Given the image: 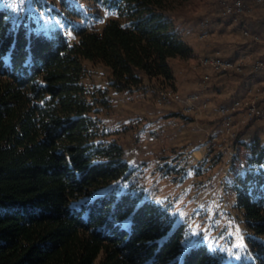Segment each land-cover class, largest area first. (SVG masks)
Masks as SVG:
<instances>
[{
	"label": "trees",
	"instance_id": "1",
	"mask_svg": "<svg viewBox=\"0 0 264 264\" xmlns=\"http://www.w3.org/2000/svg\"><path fill=\"white\" fill-rule=\"evenodd\" d=\"M54 1L55 13L83 19L70 23L72 37L61 28L29 30L0 8V264H264L258 118L242 124L232 141L230 189L251 232L252 254L237 263L223 262L205 244L188 245L169 209L130 181L125 148L99 118L110 106V88L131 91L158 81L175 89L172 60L195 57L171 17L185 0H90L100 6L94 22L74 0ZM244 2L251 8L236 21L221 9V18H204L210 33L214 21L248 30L246 39L262 47L256 53L264 60V5ZM84 59L109 69V87L84 83ZM246 78L213 72L210 86Z\"/></svg>",
	"mask_w": 264,
	"mask_h": 264
},
{
	"label": "rangeland",
	"instance_id": "2",
	"mask_svg": "<svg viewBox=\"0 0 264 264\" xmlns=\"http://www.w3.org/2000/svg\"><path fill=\"white\" fill-rule=\"evenodd\" d=\"M221 1L185 0L184 5L171 13L176 25L184 30L187 40L197 52L189 60H172L177 74L176 81L180 82L179 85L175 82V91L184 100L195 92L201 93V100H209L208 96L211 94L212 102L209 100L208 108L187 112L183 108L184 103H160L158 91L172 88L158 81H147L131 91L115 92L110 88V106L99 114V118L106 130L111 132L110 138L118 139L125 148V158L134 168L130 181L146 190L147 199L169 209L176 219V225L184 226L188 245L205 244L212 252L223 256V262L237 263L244 258H251L252 254L246 240L251 232L246 227L243 211L235 205L236 193L230 189L233 179L229 172L234 155L233 139L226 136L220 138L216 145H208L200 162L194 161L188 151V145H197L200 141L207 144V131L217 123H209V114L205 117L211 106L219 108L230 102V97L234 95L241 99L249 97L252 93L246 94L244 84L261 80L249 75L242 83L229 80L230 83L227 81L206 90L197 85L199 77L206 72L197 66L198 59L209 51L213 53L219 50L229 58L235 57L237 50V56L247 53L256 59L259 57L256 50L262 48H255L238 31H234L233 25L226 24V21H214L216 32H209L207 38H200L198 23L204 17L221 18ZM34 2L35 0H0V8L8 10L14 23H25L29 30L61 28L72 37L70 23H83V19L78 17L55 13L52 9L59 10L60 7L54 0H42L46 3L42 7ZM74 2L90 15V22H94V14L99 11L100 6L90 0ZM206 49L207 52L200 54ZM83 62L88 68L84 79L87 86L109 87L110 71L106 66L89 59H84ZM191 80H196V90L193 89ZM173 111L185 114L189 120L185 116L170 118L169 114ZM211 115L214 116L213 113ZM220 117L219 113L218 118ZM240 117L242 116L237 113L236 119ZM217 121L220 122V119ZM259 123L264 124V120L259 119ZM243 125H236L235 132ZM167 166H175L177 169L167 174Z\"/></svg>",
	"mask_w": 264,
	"mask_h": 264
},
{
	"label": "built area",
	"instance_id": "3",
	"mask_svg": "<svg viewBox=\"0 0 264 264\" xmlns=\"http://www.w3.org/2000/svg\"><path fill=\"white\" fill-rule=\"evenodd\" d=\"M257 5H264V0H252ZM221 10L223 14L232 17L236 21L237 14L250 9L251 6L244 2V0H222ZM210 21L208 18L200 20L198 23V31L200 38H207L209 33ZM241 35L244 38L250 36L246 29H242ZM256 40L259 37L255 36ZM197 66L204 69L206 72L199 77L197 85L199 88L206 90L210 87L212 79V72H219L226 75L246 74L261 78L259 82H252L244 84L246 94L252 93L249 97L235 98L234 100L222 104L219 107L221 115L220 122L214 125L207 131L208 140L207 145H216L218 140L222 137L234 139L236 136V125L244 124L252 119L258 118L264 120V60L260 58L253 59L249 54H241L236 59H227L223 57L219 50L214 51L208 55L199 57ZM249 76V77H250ZM201 93L195 92L189 95L185 100L180 93L176 92L174 88L162 89L158 91V100L163 104L170 103H184L183 108L187 112H197L209 107L208 99L201 100ZM241 113L242 117L236 119V114ZM226 140V138H224Z\"/></svg>",
	"mask_w": 264,
	"mask_h": 264
},
{
	"label": "crops",
	"instance_id": "4",
	"mask_svg": "<svg viewBox=\"0 0 264 264\" xmlns=\"http://www.w3.org/2000/svg\"><path fill=\"white\" fill-rule=\"evenodd\" d=\"M194 48V47H193ZM195 51V55H196V50H194ZM208 50L206 49V50H204V51H201L200 52V54H204V52H207ZM198 55V54H197ZM176 77H177V74H176ZM190 77V76H189ZM260 80V79H259ZM176 85H179L180 84V82H177L176 81ZM190 83H191V85H193V89H195L196 90V86H195V84H196V80H191L190 81ZM194 91V90H193ZM183 92V91H182ZM185 92V91H184ZM192 92V91H191ZM189 93V92H188ZM207 95H209V93H207ZM209 97V100H210V102H212V97H211V94L208 96ZM235 98H237V96H231L230 97V101L231 100H234ZM221 105V104H220ZM218 110H219V108H217V106L216 107H213L212 108V106L209 108V110L207 111V113H205V117H207V115L209 114L210 116H211V118H210V116H209V119H210V121H209V123L210 124H215L216 122L218 123V121H217V119H220V118H218V116H219V112H218ZM213 113V117H212V114ZM170 116V118H175V117H180V116H185L186 118V120L188 119L189 120V118L185 115V114H183V113H181V112H179V111H173V112H171L170 114H169ZM238 115L239 116H241L242 114L241 113H238ZM168 117V118H169ZM187 120V121H188ZM174 122L175 123H177L175 120H174ZM189 123L190 124H192V121H189ZM216 123V124H217ZM196 127V126H195ZM207 128V126L205 127V129ZM178 136L180 135V134H177ZM177 136V137H178ZM207 144H206V142H204V141H200L197 145H188V147H190V150H188L189 152H190V155H191V158L194 160V161H196V162H200L201 161V159L203 158V156H204V152L206 153V148H207Z\"/></svg>",
	"mask_w": 264,
	"mask_h": 264
}]
</instances>
